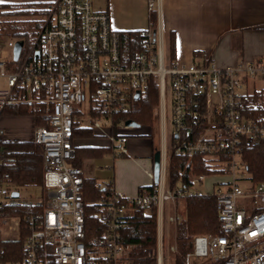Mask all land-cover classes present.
I'll use <instances>...</instances> for the list:
<instances>
[{"label":"built area","instance_id":"2783aa9c","mask_svg":"<svg viewBox=\"0 0 264 264\" xmlns=\"http://www.w3.org/2000/svg\"><path fill=\"white\" fill-rule=\"evenodd\" d=\"M13 4L20 5L0 3V43L6 6ZM149 7L156 10V0ZM42 20L32 43L9 39L7 57L0 44V264H164L167 254H177V246L165 243L163 224L169 218L176 223L178 202L199 193L195 184L210 176L190 174L189 187L169 180L168 92L171 150L205 155L209 170L226 178L204 193L217 196L221 234L195 236L184 264H264V184L251 180L242 160L250 144L264 146V86L256 88L258 81L264 83V58L227 67L182 66L170 57L164 32L148 28L142 31L141 51L130 59L123 54L122 33L112 27L108 12L94 10L93 0H54ZM19 40L24 46L15 59ZM152 77L159 82L162 108L159 182L141 187L135 197L117 192L113 180L97 182L95 187L109 194L86 202L84 171L72 164L76 131L108 135L125 154V133L133 127L123 115ZM15 105L37 108L32 118L41 119L32 140L44 149L45 192L38 202L43 207L24 216L23 249L11 260L3 243L21 237L20 216L8 210L20 191L1 145L10 140L4 113ZM140 210L156 211L158 238L155 247L137 256L123 230Z\"/></svg>","mask_w":264,"mask_h":264},{"label":"crops","instance_id":"0c3cea01","mask_svg":"<svg viewBox=\"0 0 264 264\" xmlns=\"http://www.w3.org/2000/svg\"><path fill=\"white\" fill-rule=\"evenodd\" d=\"M14 1L20 5L42 8H49L54 3V0ZM149 2L150 0H93V7L96 11L108 12L112 27L124 33L150 28ZM156 10L158 29L164 32L168 52L170 35H175L174 61L179 65H206L214 62L220 67H227L243 60L257 61L264 58V0H156ZM11 32L10 30L9 33ZM33 115L25 116L30 117L35 125L37 118L34 120ZM3 117L2 124L8 139H32L14 136L12 128L6 124L11 118L18 116H10L5 112ZM142 126L147 128L146 125ZM142 126L126 131L128 142L125 154L117 152L108 135L89 129L77 130L73 161L80 163L86 179L100 182L97 177L92 176L90 169H86L87 164L94 158H112L111 167L115 174L111 180L116 191L127 197H135L141 187L155 183L154 156L163 147V144L160 147L155 143L150 128L148 130ZM85 149L103 152L86 156L82 153Z\"/></svg>","mask_w":264,"mask_h":264},{"label":"trees","instance_id":"16d2710c","mask_svg":"<svg viewBox=\"0 0 264 264\" xmlns=\"http://www.w3.org/2000/svg\"><path fill=\"white\" fill-rule=\"evenodd\" d=\"M26 9H22L19 15H34L30 11L32 6L22 4ZM22 25H12V32L16 38L25 42L29 41L27 26L29 21ZM28 24V25H27ZM30 26H40L34 23ZM29 26V27H30ZM158 28V12L150 11V29ZM35 34V33H34ZM21 35V36H20ZM122 37V50L125 57L133 58L141 51L142 31L124 32ZM169 54L172 59L176 55L175 35L169 38ZM160 104V88L156 77L150 79L149 85L139 98L133 102L130 112L123 115L124 120L133 121L139 125L155 124L158 118L157 109ZM6 114L10 116H25L37 114V108L29 105H15L6 109ZM36 124H41V119L37 117ZM153 139L155 137L153 136ZM103 152L102 150L85 149L83 155ZM1 155L8 161L12 183L17 190L28 187H42L44 183V149L43 146L33 140L19 141L8 140L1 145ZM244 161L251 180L255 184H264V146L259 143L250 144L243 151ZM74 166L81 167L80 163L73 161ZM185 171V173H182ZM213 176V173L206 166L205 155L199 154L193 157L177 155L171 150L168 159V177L172 185L178 183L189 187L192 182L190 174ZM95 179L85 180V200L94 202L106 197L109 192L95 187ZM186 203V212L183 217L176 221V243L178 252L175 254V263L184 264L185 256L192 250L193 239L197 235H220V219L216 208L217 196L212 194L195 193L183 199ZM43 204L15 203L8 207V210L21 219V237L18 240L6 241L3 246L6 250L7 259L22 252L23 243L27 234L26 221L24 216L39 211ZM90 209V207H88ZM126 242L136 246L137 256H142L147 248L155 247L158 238L157 214L155 210L151 212L138 211L123 230Z\"/></svg>","mask_w":264,"mask_h":264},{"label":"rangeland","instance_id":"374dc122","mask_svg":"<svg viewBox=\"0 0 264 264\" xmlns=\"http://www.w3.org/2000/svg\"><path fill=\"white\" fill-rule=\"evenodd\" d=\"M7 9L6 13H5V17L2 21V24L4 25V31L2 32L3 34V38L1 41V47H4V55L5 57L10 55V49L7 48V42L9 39H16V36L13 35V32H10V29L12 30V25H22L24 24L23 22L25 21H29V25L27 26V35L28 36V44L32 43L35 38L36 35L39 31V29L42 27L43 24V20H42V16L43 13H45V10H47V8H42V7H33V8H29L30 11L35 12L36 14H32V15H19V14H15L16 12L18 13L19 11H21L22 9H26L25 6L22 5H18V4H13V5H8L6 6ZM40 23L39 27H35L34 26H30L31 24L34 23ZM30 26V27H29ZM7 33V34H6ZM35 33V34H34ZM264 86V83L258 81L256 88L260 89ZM252 87H250V91ZM167 104H168V108H167V148L168 151L171 153V144H172V135H171V125H170V110H169V92L167 94ZM157 114H158V118L157 121L155 122V124H150L147 125V128L145 126H142V128H146L149 130H151V133L153 134V136L155 137L154 141L155 143L162 147V142H163V123H162V108L161 105L158 107L157 109ZM9 124L10 128H12V131L14 133V136H17L20 138V136H22V138H32L34 137V123L32 121V119L30 117L27 116H18V117H13L10 120H8V122H6V124ZM85 125H88L87 123ZM149 127V128H148ZM145 129V130H146ZM137 138V137H136ZM134 138V139H136ZM31 139V140H32ZM112 158L110 157H106L104 159H97L94 158L92 159V161L90 163L87 164V168L86 169H90L89 171H91L92 176L97 177L100 182H108L109 180L113 179V176L115 174L114 171H112ZM226 178H224L223 176L220 175H213L210 176L206 179H204L203 182H198L195 184V188L199 193H208L211 191V187L212 184L221 180H225ZM242 187H245L244 185H242ZM44 189L43 187H28V188H23L20 190V198H18V203H30V204H36L40 201V199H42L43 195H44ZM178 204L180 205L179 207V214L181 217L185 215L186 212V203L185 201L182 199L178 202ZM241 205L242 202H241ZM170 222L165 221L163 224V236L165 237V243L168 246H172L174 247L176 245V229H175V223L174 221L169 218ZM7 236V235H5ZM14 237H16L17 235L14 233L13 234ZM166 256H168V259L165 261L164 264H175L173 262H171V259H173V257H175V255L173 254H167Z\"/></svg>","mask_w":264,"mask_h":264},{"label":"water","instance_id":"95a60500","mask_svg":"<svg viewBox=\"0 0 264 264\" xmlns=\"http://www.w3.org/2000/svg\"><path fill=\"white\" fill-rule=\"evenodd\" d=\"M24 46V41L19 40L17 41L16 45H15V59H18L20 56V53L22 51V48ZM39 55V53H37V56ZM139 96V94H137V97ZM127 126H131L133 128H139L141 125L133 122V121H127L126 122ZM161 167H162V152L161 151H157L155 153L154 156V178H155V183H158L160 180V172H161ZM14 197H18L19 193L15 192L13 194Z\"/></svg>","mask_w":264,"mask_h":264},{"label":"snow or ice","instance_id":"6c2138e0","mask_svg":"<svg viewBox=\"0 0 264 264\" xmlns=\"http://www.w3.org/2000/svg\"><path fill=\"white\" fill-rule=\"evenodd\" d=\"M4 2V0H0V3H3Z\"/></svg>","mask_w":264,"mask_h":264},{"label":"bare ground","instance_id":"6f19581e","mask_svg":"<svg viewBox=\"0 0 264 264\" xmlns=\"http://www.w3.org/2000/svg\"><path fill=\"white\" fill-rule=\"evenodd\" d=\"M21 36V35H20Z\"/></svg>","mask_w":264,"mask_h":264}]
</instances>
